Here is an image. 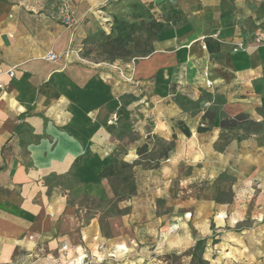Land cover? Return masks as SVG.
I'll use <instances>...</instances> for the list:
<instances>
[{"label": "crops", "instance_id": "obj_1", "mask_svg": "<svg viewBox=\"0 0 264 264\" xmlns=\"http://www.w3.org/2000/svg\"><path fill=\"white\" fill-rule=\"evenodd\" d=\"M35 1L0 0V144L16 140L13 134L23 127L33 134L24 155L11 153L8 168L0 170V264H67L83 249L107 255L85 264H157L155 220L121 210L106 216L102 227L91 209V199L110 196L108 179L99 176L117 142L109 113L119 108L120 122L157 127V121L169 122L157 118L163 107L157 86L208 78L217 85L245 80L246 89L257 87L264 43L252 38L264 39V0H156L177 5L187 20L158 33L153 51L134 62L133 85L109 65L66 64L67 70L52 71L64 64L55 59L71 32L109 31L124 3L70 0L76 21L71 28L56 22L61 0L53 11L48 1L40 4L44 13L35 25ZM239 42L241 49L233 50ZM132 204L134 199L122 200L118 207ZM63 242L70 249L60 257ZM262 254L249 253L245 260L241 252V264H264V247Z\"/></svg>", "mask_w": 264, "mask_h": 264}, {"label": "rangeland", "instance_id": "obj_2", "mask_svg": "<svg viewBox=\"0 0 264 264\" xmlns=\"http://www.w3.org/2000/svg\"><path fill=\"white\" fill-rule=\"evenodd\" d=\"M46 1L51 3L49 10H54L55 0L35 1L31 11L35 25L40 22L36 15L44 13L39 5ZM151 1L156 15L167 13L161 5L171 4ZM110 3H124L115 16L131 20L132 2ZM56 10L60 12L56 22L73 28L75 11L70 0H61ZM100 31L109 32L101 28L82 35L71 32L69 45L55 59L64 64L52 71H64L74 64L109 65L120 79L133 85L136 79L132 69L140 57L125 55L110 61L109 55L97 48L99 36L94 38V34ZM252 39L264 43L260 35ZM261 69L262 78L252 90L245 88V80L217 85L208 78L200 84L170 82L157 86V100L163 106L157 118L169 120L157 121V127L153 122L140 128L120 122L122 111L114 108L111 113L115 112L118 119L107 125L117 142L107 156L115 157L118 164L114 174L104 176L110 196L90 201L101 226L105 227L106 216L121 210L134 209L135 215L155 220L157 264H241V252L245 260L249 253L262 258L264 60ZM204 76H208L207 71ZM13 135L18 138L0 144V170L8 168L5 158L11 153L24 155L33 134L23 127ZM127 199H134V204L119 208L118 204Z\"/></svg>", "mask_w": 264, "mask_h": 264}, {"label": "trees", "instance_id": "obj_3", "mask_svg": "<svg viewBox=\"0 0 264 264\" xmlns=\"http://www.w3.org/2000/svg\"><path fill=\"white\" fill-rule=\"evenodd\" d=\"M161 6L167 10V13L156 15V11L152 10L154 7L152 1L132 2L129 12L131 20L114 16L108 33L100 31L94 34V38L99 36L95 40L97 48L108 54L110 61L125 55L143 57L151 53L153 41L161 30L168 26L181 25L187 20V13L177 5L163 4ZM117 164L118 160L115 157H110L108 164L101 169L99 176L114 174ZM199 243L200 241L197 242V244ZM199 259L202 262L201 257Z\"/></svg>", "mask_w": 264, "mask_h": 264}, {"label": "built area", "instance_id": "obj_4", "mask_svg": "<svg viewBox=\"0 0 264 264\" xmlns=\"http://www.w3.org/2000/svg\"><path fill=\"white\" fill-rule=\"evenodd\" d=\"M68 19H66L67 21ZM256 40H260L259 38H256ZM239 47H242V44L241 43H236L233 47V49H237ZM47 58L49 59H54L55 58V55L53 52H49L47 53ZM123 75L124 72H122ZM131 77L129 76L127 79L129 80ZM117 114L115 112L111 113L109 115V118L107 120L108 124H114L116 121H117ZM70 249V246L67 242H63L61 245H60V248H59V252H60V257H64L66 256V251H68ZM103 249V246L101 244L98 245V250H101L102 251ZM105 255V253H102L101 257H98L97 255L95 254H92V253H89L87 252L86 249H83L82 252H80L79 254H77L72 260H69L67 261V264H85L89 259H91V257H94V259L96 261H99V260H103V256Z\"/></svg>", "mask_w": 264, "mask_h": 264}]
</instances>
